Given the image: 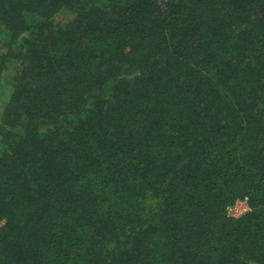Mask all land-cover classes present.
<instances>
[{
    "label": "trees",
    "instance_id": "obj_1",
    "mask_svg": "<svg viewBox=\"0 0 264 264\" xmlns=\"http://www.w3.org/2000/svg\"><path fill=\"white\" fill-rule=\"evenodd\" d=\"M1 29L0 264H264V0H0Z\"/></svg>",
    "mask_w": 264,
    "mask_h": 264
},
{
    "label": "built area",
    "instance_id": "obj_2",
    "mask_svg": "<svg viewBox=\"0 0 264 264\" xmlns=\"http://www.w3.org/2000/svg\"><path fill=\"white\" fill-rule=\"evenodd\" d=\"M252 211L249 198L238 200L228 208V215L233 218H241Z\"/></svg>",
    "mask_w": 264,
    "mask_h": 264
},
{
    "label": "rangeland",
    "instance_id": "obj_3",
    "mask_svg": "<svg viewBox=\"0 0 264 264\" xmlns=\"http://www.w3.org/2000/svg\"><path fill=\"white\" fill-rule=\"evenodd\" d=\"M69 20V17H66V16H62V15H60V16H58V21L60 22V24H62V23H66L67 21ZM6 32L3 30V29H1V31H0V37H1V35L2 34H5ZM18 66V65H17ZM16 70V69H15ZM12 72H14V69L12 70ZM14 74V73H13ZM10 79H11V77H10ZM9 79V81H7L6 79L4 80V83H7V84H10L12 81ZM3 86H5V84H3ZM5 87H8V85L7 86H5ZM4 92H3V94H5V95H9L10 93H11V91H9L8 90V88H5L4 90H3ZM4 99V98H3ZM1 100H0V106H1ZM1 108V107H0Z\"/></svg>",
    "mask_w": 264,
    "mask_h": 264
}]
</instances>
